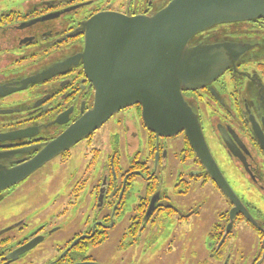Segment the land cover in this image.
Wrapping results in <instances>:
<instances>
[{"label":"flooded vegetation","instance_id":"1","mask_svg":"<svg viewBox=\"0 0 264 264\" xmlns=\"http://www.w3.org/2000/svg\"><path fill=\"white\" fill-rule=\"evenodd\" d=\"M172 1L0 0V87L29 85L0 97V154L18 162L10 167L59 152L53 144L93 108L83 66L31 84L83 51V24L103 13L151 16ZM263 35L261 19L196 38L252 40L264 49ZM184 97L237 208L186 134L157 137L135 105L0 192V264H264V59ZM59 174L66 178L44 207L34 181Z\"/></svg>","mask_w":264,"mask_h":264},{"label":"water","instance_id":"2","mask_svg":"<svg viewBox=\"0 0 264 264\" xmlns=\"http://www.w3.org/2000/svg\"><path fill=\"white\" fill-rule=\"evenodd\" d=\"M261 19L264 20V0H173L159 13L147 17L105 13L93 17L82 26L83 51L31 81L42 83L83 66L95 88L93 108L53 147L65 151L100 129L115 114L140 105L146 126L157 137L186 134L207 171L237 208L241 202L217 167L199 115L184 93L211 86L239 64L264 59V49L258 41L232 38L215 41L196 38L199 34L222 24ZM27 85L11 90L23 91ZM11 90L0 87V97L10 95ZM17 135L21 137L23 133ZM57 153L46 151L35 161L16 168L9 166L18 163L9 162L12 154H0V192L25 181Z\"/></svg>","mask_w":264,"mask_h":264},{"label":"rangeland","instance_id":"3","mask_svg":"<svg viewBox=\"0 0 264 264\" xmlns=\"http://www.w3.org/2000/svg\"><path fill=\"white\" fill-rule=\"evenodd\" d=\"M74 165H77V161L75 162ZM65 178L66 177L64 175L59 174V176L56 175L54 178L45 177V178H39V179L35 180L34 181L35 201H37L38 199H39V201H41V199H43L42 201H45L44 207H46L48 204H50V202L54 199V196H55V194H53L52 192L57 190L56 189L57 184H61ZM28 195L30 197L33 196L32 191H30ZM49 198H50V200H49ZM1 212H2V210H0V213ZM75 220H76L75 214L71 215L70 220L67 223V225H71ZM79 221H80V219L77 221V223H79ZM111 247H112V245L110 244V242H108L105 245L104 251L111 253V251H112ZM108 253H104V254H108Z\"/></svg>","mask_w":264,"mask_h":264},{"label":"trees","instance_id":"4","mask_svg":"<svg viewBox=\"0 0 264 264\" xmlns=\"http://www.w3.org/2000/svg\"><path fill=\"white\" fill-rule=\"evenodd\" d=\"M261 39H262V41L264 42V35L261 37ZM261 39H260V40H261ZM261 55H262V54H261ZM263 55H264V54H263Z\"/></svg>","mask_w":264,"mask_h":264}]
</instances>
